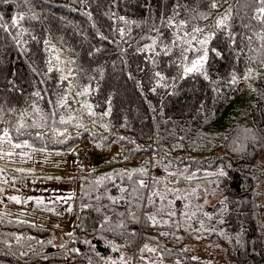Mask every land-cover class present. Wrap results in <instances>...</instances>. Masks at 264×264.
I'll return each mask as SVG.
<instances>
[{
    "label": "trees",
    "instance_id": "16d2710c",
    "mask_svg": "<svg viewBox=\"0 0 264 264\" xmlns=\"http://www.w3.org/2000/svg\"><path fill=\"white\" fill-rule=\"evenodd\" d=\"M210 2L0 0V23L8 26V31L0 28V125H7L14 140L23 142L50 138H37V134L52 123L70 132L63 149L70 150L84 137L105 149L116 142L187 172L192 177L189 184L207 180L214 185L210 180L216 179L221 199L212 207L199 208L191 232L204 231L230 245L227 264H264V192L258 191L264 183V24L255 18L261 5L259 0H220L212 9ZM174 9L179 12L177 21L188 19L202 27L201 36L216 33L208 47L220 54L209 51L207 79L202 74L182 76L178 48L169 55L144 51L151 40L143 37L155 36L149 29L153 24L162 27L161 17L172 16ZM229 9L228 28H216L217 18ZM18 13L25 20L13 27L11 19ZM121 16L136 23L126 25ZM21 28L27 31L19 36ZM162 30L171 36L170 29ZM52 48L75 61L73 83L78 89L72 90L67 108H52L48 103L68 83L60 82L61 73L55 69L47 72ZM235 85L241 92L232 98ZM84 87L90 88L91 109L76 95ZM38 90L43 99L32 95ZM25 112L29 126L18 133L17 123ZM61 117L67 123H60ZM34 122L36 126H31ZM145 163L141 166L145 174L119 166L102 175L111 177L102 181L100 171L81 173L79 196L73 201L76 227L71 233L0 216V264H106L134 252V264H155L147 249L141 251L146 238L159 244L158 236L171 238L175 226L166 227L164 234L147 219L155 216L157 198L143 206L146 189L138 185L147 179ZM204 173L210 175L201 177ZM156 180H150L152 188ZM121 187L128 191L121 193ZM133 187L138 198L130 195ZM119 223L124 226L115 227ZM176 242L167 249L159 244L168 258L157 264H206L192 254L189 243ZM113 245L119 250L114 251Z\"/></svg>",
    "mask_w": 264,
    "mask_h": 264
},
{
    "label": "rangeland",
    "instance_id": "374dc122",
    "mask_svg": "<svg viewBox=\"0 0 264 264\" xmlns=\"http://www.w3.org/2000/svg\"><path fill=\"white\" fill-rule=\"evenodd\" d=\"M55 50L59 53L62 61H69L68 56L63 51L57 48ZM199 54V52H189V61L197 58ZM59 66L64 68L65 64L62 63ZM78 98L82 105L89 103L87 94L80 95ZM0 127H2L0 135L6 129L11 136V143L7 142L6 139L0 140V216L2 218L31 222L52 230L71 233L76 227L73 201L77 198L75 193H79V189H74L75 183H73L72 173L76 170V166L68 163L69 156L78 145L90 144L111 156V163L109 162L108 166L98 170L100 171L98 176L101 178L102 175L110 173L113 167L119 166L129 167L131 172H140L139 170L143 169L141 166L147 160L145 163L147 179L141 180L146 185L143 206H145L146 201L150 203L151 199V203H154L153 198H157L155 217L158 218L159 223L157 224L161 227L159 230H162L158 232L166 234L167 229H169L166 227L172 223L175 226V235L171 238L164 240L158 236L160 245L164 244L165 249H167L168 246L175 244L177 239H182L176 243H181L180 245L189 243L192 254L204 259L206 264H227L231 260L230 245L222 242L220 237L204 231L199 235V233H192L190 230L191 221L196 218L198 211L214 206L221 199L216 179L210 180L214 185H210L207 180L201 181L199 184L202 191L200 192L199 184H189L192 177L187 172L169 166V164L165 165L152 154L138 155L130 152L122 144L116 142L111 143L109 148L105 149L100 148L89 137H84L70 150H67L61 146L70 132L59 125L51 123L46 131L37 134L39 136L37 138L50 135V138H46L44 141L27 139L23 142L14 140L15 137L11 135L7 125L1 124ZM24 142L29 146L12 147V144H23ZM9 152L12 155H8ZM116 162L122 163L115 164ZM262 162L264 166V159ZM209 175V173H204L201 177L207 178ZM155 178L157 179L155 187L152 188L150 180ZM258 191L264 192V183L258 185ZM154 192L157 195L153 196ZM177 196L181 198L177 199ZM12 197H17L19 202L11 199ZM161 197L164 198L161 199ZM37 200L42 201V203L38 204ZM261 206L264 208V196ZM144 208H142V212ZM169 212H174L175 215L169 216ZM206 228L213 229V226ZM172 233L174 234V231ZM146 239L144 245H147L149 249H154V251L147 250L150 253L151 262L155 264L167 262L168 255L165 253L167 251L162 253L161 246L154 242L155 240ZM60 241L61 239L58 238L56 242L60 243ZM135 256L136 253L134 252L133 255L123 258L126 262L134 264Z\"/></svg>",
    "mask_w": 264,
    "mask_h": 264
},
{
    "label": "snow or ice",
    "instance_id": "6c2138e0",
    "mask_svg": "<svg viewBox=\"0 0 264 264\" xmlns=\"http://www.w3.org/2000/svg\"><path fill=\"white\" fill-rule=\"evenodd\" d=\"M29 0H24V3H28ZM220 3V0H211L210 2V7L212 9H216L218 7ZM259 4L261 5V7H259L257 9V13L258 15L255 17L256 19H258L262 24H264V0H259ZM179 15V12L176 11L175 9L173 10V15L169 16V17H161L160 19V23L162 27H157L155 24L152 25V27L149 29L150 32H154L155 36H146L143 38L149 39L151 40V43L146 45L144 47V51H151L157 55L159 54H163V55H169L171 53V51L175 48L179 49V57L181 59V64L178 65L180 67H182V76H187L189 74H202L205 76V79H207V75L204 72V68H205V64L207 62L208 59V53L211 50L212 52L216 53L217 55H219V51L215 48L209 49L208 45L211 42V40L215 37L216 33L215 31L210 32L206 35L201 36L200 34L204 32V29L198 25H191L190 20L188 19H181L179 21L176 20V16ZM199 16L201 18H207L206 14L204 13H199ZM32 19H35V16L31 17ZM230 18V9L223 15H221L220 17L217 18L216 20V24L215 27L221 30H224L226 28H228V24L227 21ZM119 19L121 21H123L124 24L129 25V24H135V21H129L127 19H125V17L121 16L119 17ZM3 20V17H0V21ZM25 20V15L22 13H18L16 16L12 17L11 19V25L13 27H19L21 22ZM139 26V25H137ZM0 28H4L5 31H8V26L4 23H0ZM163 28H168L171 30V36L170 37H166L164 32H163ZM27 31V29H20L19 32V36H22L25 32ZM119 32L121 34V36H123L125 34V29L121 28L119 29ZM231 35V34H230ZM33 39H35V37H33ZM234 39V37H233ZM20 41L18 40V43ZM45 45H47L49 42L46 40L44 41ZM199 46V47H197ZM158 50V51H157ZM51 51L53 53H55V55H52L51 58L47 61V72L51 73L54 69L57 72L61 73L60 76V82L63 83L65 81H67L68 83L64 86L63 90L60 91L58 94H56V99L55 100H49L48 103L52 108H67L70 107V96H71V92L74 88L78 89V84H74L73 81H75V76L73 75V67L72 65L75 64V61H62L60 58V55L58 52H56L55 48H52ZM189 52H199L200 54L197 56V58L192 59L189 61L188 59V55L187 53ZM55 62V64L53 63ZM65 64L64 68H61L59 65L60 64ZM156 76H158L161 80L164 79V77L157 72ZM247 79V77H245ZM233 82H235V76H233ZM90 91L89 87H84L82 91L77 90L76 91V95H85L88 94ZM33 96L43 99V96L41 95V92L35 91L32 93ZM84 107L91 109V105L85 103ZM33 111L34 113H36L37 115L40 114V109L38 107H36L35 104L32 105ZM0 111H2V109H0ZM14 111V109L12 110ZM90 115H94V113H89ZM108 113H105V115H107ZM27 115V113H21L20 116V121L17 123V127H16V131L18 133L21 132L22 129H25L26 127H28L29 125L25 122L24 117ZM52 115H55V112L52 113ZM41 119L43 120L44 117L41 116ZM0 123H3L2 118H0ZM60 123H67V121H65L63 119V117H61L60 119ZM31 126H36L35 122L31 125ZM7 140V142L11 143V136L8 130H3L2 131V135H0V140ZM28 147L29 145L24 142L23 144L21 143H15L12 144V147L14 148H20V147ZM8 155H12L11 152L7 153ZM141 172V174H145L144 170L141 169L139 170ZM128 178L131 179L133 173L129 172L127 173ZM103 179H111V177H104L101 178V181ZM101 181H97V183H100ZM139 186L140 188H144L146 187L145 183L143 181L139 182ZM119 191L121 193H125L128 191V189L126 188H119ZM137 193H138V189L133 187L130 195L133 197H137ZM157 195V193H153V196ZM110 200H112L113 203H116V198L114 197H108ZM138 198V197H137ZM164 197H161V199H163ZM180 196H177V199H180ZM11 199L16 200L17 202H19L17 197H12ZM121 199H123V196H121ZM151 203V199L149 201ZM37 203H42V201L37 200ZM169 203H172L171 201H169ZM162 210V209H161ZM169 216H173L175 215L174 212H169L168 213ZM185 215H187V213H185ZM193 215H195V213H193ZM148 220L153 222V225L159 223V221L156 220L155 216H149L147 218ZM105 223H108V218L105 217ZM124 225L122 223H119L117 225H115V227L120 228L123 227ZM203 226V225H202ZM113 250L114 251H118L119 249L113 245ZM145 249H147L148 251H154V249H149L147 247V245H145L144 249H141V251L143 252ZM21 255H25V253H21ZM106 264H128V262L125 261V259L123 257L120 258L119 261L116 260H111V261H107Z\"/></svg>",
    "mask_w": 264,
    "mask_h": 264
},
{
    "label": "built area",
    "instance_id": "2783aa9c",
    "mask_svg": "<svg viewBox=\"0 0 264 264\" xmlns=\"http://www.w3.org/2000/svg\"><path fill=\"white\" fill-rule=\"evenodd\" d=\"M239 87H234L231 91V97H235L239 93ZM69 164L75 165L74 175L78 176L81 172H90L108 166L111 156L107 152L98 151L91 145L78 146L69 156ZM111 163V162H110ZM78 194V193H77Z\"/></svg>",
    "mask_w": 264,
    "mask_h": 264
},
{
    "label": "crops",
    "instance_id": "0c3cea01",
    "mask_svg": "<svg viewBox=\"0 0 264 264\" xmlns=\"http://www.w3.org/2000/svg\"><path fill=\"white\" fill-rule=\"evenodd\" d=\"M67 213V212H66ZM71 216V214H69Z\"/></svg>",
    "mask_w": 264,
    "mask_h": 264
}]
</instances>
